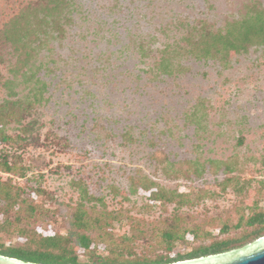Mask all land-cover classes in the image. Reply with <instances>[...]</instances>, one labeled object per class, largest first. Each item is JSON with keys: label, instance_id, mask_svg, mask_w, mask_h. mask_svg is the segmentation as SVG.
I'll list each match as a JSON object with an SVG mask.
<instances>
[{"label": "rangeland", "instance_id": "rangeland-1", "mask_svg": "<svg viewBox=\"0 0 264 264\" xmlns=\"http://www.w3.org/2000/svg\"><path fill=\"white\" fill-rule=\"evenodd\" d=\"M260 9L264 0H0V161L14 167L0 181L20 193L16 206L0 193V245L77 229L98 243L77 249L87 262L264 235V38L211 43ZM153 182L173 200L142 191ZM81 203L90 221L78 228ZM170 227L186 237L168 251Z\"/></svg>", "mask_w": 264, "mask_h": 264}, {"label": "trees", "instance_id": "trees-1", "mask_svg": "<svg viewBox=\"0 0 264 264\" xmlns=\"http://www.w3.org/2000/svg\"><path fill=\"white\" fill-rule=\"evenodd\" d=\"M58 2L59 0H51ZM17 21L16 18L12 19V23ZM233 28L229 29L226 34L216 33L212 35L213 41L216 45L217 41L222 43V47L219 49L225 48L230 50H236L238 47H246L247 44L251 43L254 38H264V10L260 9L255 11L254 14L249 17H245L241 21H238L235 24H232ZM10 27L5 28L2 31L1 37H4L14 44L16 39L12 37L11 32L9 31ZM230 46V47H229ZM209 46L205 47L204 53H209ZM8 82L9 88H11L10 83ZM13 113H9L8 116H11ZM3 125L0 119V126ZM7 136H3L6 139ZM0 169L3 171H13L14 167L7 160L0 161ZM8 184V183H7ZM155 184L154 182L151 185L146 186L142 191L147 194L153 200H173L174 194L169 193L162 187L151 189ZM6 183L0 181V193L4 192L3 198L9 200V205L16 206L19 205L20 193L18 190L13 192L10 189L6 188ZM10 188V187H9ZM181 196V195H180ZM82 199H90L88 196L87 189H84L81 193ZM23 202V201H22ZM34 210L36 207L34 206ZM74 216V225L78 228L81 226H87V222L90 219H86V210L81 203L76 209ZM100 220V219H99ZM262 221V214L257 213L251 216L248 219V223L254 224L255 222ZM261 228H258L255 231V234H258L261 231ZM81 231V230H80ZM78 231L77 229L71 230L70 233H44L43 231L35 230L33 235H29L24 231H20L19 242L20 245L8 246L5 247L0 245V253L4 255H9L17 257L26 261L40 262L44 264H162L174 262L182 259L198 257L201 255L213 254L225 250H229L234 246L231 245L229 239H222L218 241H213L208 245L200 246L196 249L189 251L188 253H176L175 255L167 254H158L155 257H149L148 255L139 254L134 257H124L123 253L121 255H97L92 258V260L84 262L80 261L77 255V249H82L85 251L97 249L98 243L93 240V237L86 232ZM186 231L180 232L177 228L170 227L168 229H163L161 231V236L165 239L167 244V250L171 251L173 244L186 237ZM188 233H191L188 231ZM195 236V235H194ZM260 236V235H258ZM124 238L126 236L124 235ZM106 246V245H105Z\"/></svg>", "mask_w": 264, "mask_h": 264}, {"label": "water", "instance_id": "water-1", "mask_svg": "<svg viewBox=\"0 0 264 264\" xmlns=\"http://www.w3.org/2000/svg\"><path fill=\"white\" fill-rule=\"evenodd\" d=\"M0 264H44L0 253ZM162 264H264V235L240 247Z\"/></svg>", "mask_w": 264, "mask_h": 264}]
</instances>
